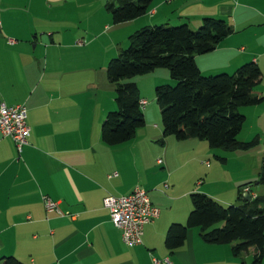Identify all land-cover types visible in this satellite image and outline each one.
I'll list each match as a JSON object with an SVG mask.
<instances>
[{
  "label": "crops",
  "instance_id": "1",
  "mask_svg": "<svg viewBox=\"0 0 264 264\" xmlns=\"http://www.w3.org/2000/svg\"><path fill=\"white\" fill-rule=\"evenodd\" d=\"M112 1L0 0V41L14 37L27 42L48 35L53 44L72 33L63 29L66 24L76 28L99 20L110 25L106 7ZM205 18L222 19L233 32L214 51L194 56L200 72L205 76L231 74L242 64L254 63L262 73L257 91L264 97V0H153L145 15L124 23L132 35L157 25L187 24L195 29ZM106 30L108 26L103 36L109 35ZM8 43L19 46L10 39ZM1 74L10 84V62L2 63L0 57ZM162 81L169 84L172 80L165 76ZM50 82L52 85L44 86L45 99L34 101L39 84H34L26 98L11 99L0 81V103L25 106L30 130L20 151L11 139L0 135V259L10 256L23 264L245 262L243 254L233 256L231 246L203 242L198 229L188 231L184 246L177 251H168L164 241L171 224L186 223L192 192L206 194L224 206L244 204L245 194L250 201L262 196L264 188L257 184L243 188L241 199L237 195L241 185L258 180L261 149L224 153L210 149L204 141L163 137L157 110L151 111L149 106L142 108L145 124L134 137L109 147L101 139L105 116L116 110L114 86L108 79L113 101L104 98L98 83L85 87L67 79ZM159 83L154 79L152 86ZM136 85L141 100L146 101L142 86ZM241 113L245 122L248 117L254 119L242 141L258 137L261 146L264 102L243 108ZM216 155L226 161L212 163L209 159ZM136 188L147 193L160 214L144 227L142 244L127 247L111 223L103 199L126 196ZM43 197L56 204V211L46 212Z\"/></svg>",
  "mask_w": 264,
  "mask_h": 264
},
{
  "label": "trees",
  "instance_id": "2",
  "mask_svg": "<svg viewBox=\"0 0 264 264\" xmlns=\"http://www.w3.org/2000/svg\"><path fill=\"white\" fill-rule=\"evenodd\" d=\"M153 0H113L106 10L114 24L145 15ZM222 19L205 18L196 30L187 24L157 25L143 28L129 37V45L121 50L106 68L108 81L114 86L116 110L109 112L101 124V139L114 147L130 141L145 124L136 77L156 69H166L174 85L155 87V102L160 109L163 137L177 141H204L212 150L224 153L248 151L260 140L254 137L241 142L245 116L240 109L259 106L264 102L257 88L262 73L254 63L240 65L231 75H203L194 60L205 55L232 34ZM263 157L259 178L238 188L257 184L264 188ZM220 163L225 157L216 155ZM191 210L184 225L173 223L165 236V247L174 252L186 242L188 231L198 229L206 244L231 246L234 257L251 256L250 264H262L264 257V194L242 205L224 206L201 192L189 195ZM0 264H23L13 257H3ZM240 264H247L242 262Z\"/></svg>",
  "mask_w": 264,
  "mask_h": 264
},
{
  "label": "rangeland",
  "instance_id": "3",
  "mask_svg": "<svg viewBox=\"0 0 264 264\" xmlns=\"http://www.w3.org/2000/svg\"><path fill=\"white\" fill-rule=\"evenodd\" d=\"M108 18L110 25L100 23L99 20H96L90 26L79 25L76 28H74V25L66 24L63 29L72 33L67 35L69 37H60L53 40V44L50 43L48 35L46 37L38 35L36 39L32 37L27 42H22L14 37H5L0 41L2 63L10 62V84L5 82L3 74L0 75V81L3 83L6 92H10V98H26L34 90V84H39L32 99L40 101L45 99L44 86L52 85L50 80L67 79L72 83L76 81L79 86L85 84V87L90 82L98 83L104 98L113 101V87L109 85L105 78V70L109 61L115 59L121 50L128 47L131 35L130 27L126 23L114 24L110 14ZM105 26H108V30L105 32L109 33L108 36L107 34L103 36ZM197 28L195 27L192 30ZM75 30L77 31L75 32ZM100 32H102V35H100ZM96 36L98 38H94ZM9 39L17 42L16 45L19 46L14 47L13 44H9ZM4 58L7 59L6 62H4ZM1 67L4 68L3 65ZM155 71V74L150 73L142 77H136L131 81L142 86V95L147 96L145 98L147 101L146 107L149 106L151 111L156 109L158 119L161 122L160 109L155 102V87L160 85L172 86L175 83L171 81L168 84L162 81L165 76L170 77L166 69H156ZM28 79L29 81L26 82ZM154 79L160 80V83L156 86H152ZM0 89L2 90L1 85ZM21 105L20 103L12 106ZM155 118L157 119V116ZM253 122L254 119L248 117L243 125L242 133L238 137L239 141L244 142L242 140L248 135L247 132L253 126ZM259 149L262 150L263 157L262 143L261 146L257 145L253 148V153L258 152ZM209 160L212 163L217 161L213 157ZM254 166H256V157H253L252 161V167ZM243 257L245 262L251 263V256L244 253Z\"/></svg>",
  "mask_w": 264,
  "mask_h": 264
},
{
  "label": "built area",
  "instance_id": "4",
  "mask_svg": "<svg viewBox=\"0 0 264 264\" xmlns=\"http://www.w3.org/2000/svg\"><path fill=\"white\" fill-rule=\"evenodd\" d=\"M139 105L144 108L147 101L140 100ZM26 119L25 106H7L0 103V135L11 139L18 151L27 143L29 137L30 130ZM42 201L46 212L56 211V204L48 197H43ZM103 205L127 247L141 245L144 227L158 219L160 214L159 209L152 205L147 193L141 188L134 189L126 196L108 195L103 199ZM154 264L159 262L154 260ZM165 264H169L168 261Z\"/></svg>",
  "mask_w": 264,
  "mask_h": 264
},
{
  "label": "water",
  "instance_id": "5",
  "mask_svg": "<svg viewBox=\"0 0 264 264\" xmlns=\"http://www.w3.org/2000/svg\"><path fill=\"white\" fill-rule=\"evenodd\" d=\"M244 197H245V201L246 202H249L250 201V197L248 196V194H245Z\"/></svg>",
  "mask_w": 264,
  "mask_h": 264
}]
</instances>
